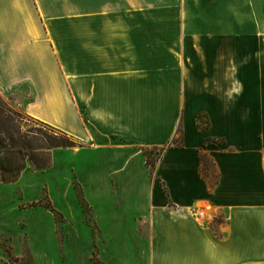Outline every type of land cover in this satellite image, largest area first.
<instances>
[{
  "label": "crops",
  "instance_id": "0c3cea01",
  "mask_svg": "<svg viewBox=\"0 0 264 264\" xmlns=\"http://www.w3.org/2000/svg\"><path fill=\"white\" fill-rule=\"evenodd\" d=\"M0 90L83 145L0 182V230L50 180L81 218L77 176L114 264H264V0H0Z\"/></svg>",
  "mask_w": 264,
  "mask_h": 264
},
{
  "label": "rangeland",
  "instance_id": "374dc122",
  "mask_svg": "<svg viewBox=\"0 0 264 264\" xmlns=\"http://www.w3.org/2000/svg\"><path fill=\"white\" fill-rule=\"evenodd\" d=\"M26 97L30 98L29 95ZM21 101L4 95L0 90V181L9 178L10 174L19 175L26 167L37 170L49 166L50 152L54 149L53 141L65 138L60 131L27 116ZM71 140L74 146L66 149L83 146L77 140ZM148 153L156 162L159 161L160 148L149 149ZM155 165L156 163L153 167ZM205 166L210 169L207 160ZM206 175L210 179L215 176L212 170ZM71 181L68 192L74 198V205H85V210L82 207L81 218L70 217L60 211H56L54 216L49 213L53 206L59 208L57 203L59 201L60 205L63 200L58 198L59 193L53 186L50 188L48 182L51 180L45 182L38 201L13 203L6 211L7 216L2 223L4 229L0 230V264L2 261L11 264H114L110 260L117 258L116 240L106 252V239L102 234L100 221L102 216H98L99 208L95 209L91 205L77 176ZM88 193L90 195L91 192L88 190ZM18 196L22 197L21 191ZM53 201L55 205L52 204ZM32 207L38 209L33 210ZM74 211L76 210L69 213L75 215ZM39 222L52 226L54 239L47 227H42V238L35 236ZM138 229L143 235L148 234L147 223L138 222ZM107 235L110 239L117 236L115 231H110ZM32 242L35 243V249Z\"/></svg>",
  "mask_w": 264,
  "mask_h": 264
},
{
  "label": "trees",
  "instance_id": "16d2710c",
  "mask_svg": "<svg viewBox=\"0 0 264 264\" xmlns=\"http://www.w3.org/2000/svg\"><path fill=\"white\" fill-rule=\"evenodd\" d=\"M44 125V124H43ZM49 127V126H48ZM51 128V127H50ZM198 128H200V126L198 125ZM52 129H54V128H52ZM57 130V129H56ZM59 131V130H58ZM62 134H63V136L65 137V138H63V140L62 141H59V140H56V141H53V146H54V148H68V147H72V146H74V142H72L73 140H71V138L72 137H70L69 135H67V134H65V133H63V132H61ZM182 134H183V132H182V128L180 127L179 129H178V131H177V137H178V140H176V139H174L171 143H170V146H174V147H180V146H182V144H181V139H182ZM163 150V149H162ZM144 154H145V156H146V160H147V165L151 168V169H153L154 167V164L155 163H157L156 161V159L154 160V159H152L151 158V154L150 153H148V150H145L144 151ZM160 157H161V154L159 155V159H160ZM205 158H206V155H204V154H201L200 155V161L203 163V162H205ZM151 162L153 163L152 165H151ZM20 175V174H19ZM19 175H12V174H10V176H9V178H6V179H2L0 182H4V183H9V182H14L15 180H17V178H18V176ZM165 192H166V190H165Z\"/></svg>",
  "mask_w": 264,
  "mask_h": 264
}]
</instances>
